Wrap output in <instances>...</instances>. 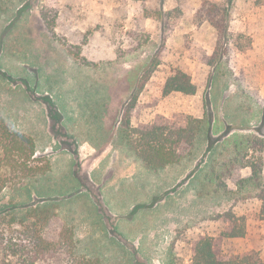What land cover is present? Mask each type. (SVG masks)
Listing matches in <instances>:
<instances>
[{"label": "rangeland", "instance_id": "1", "mask_svg": "<svg viewBox=\"0 0 264 264\" xmlns=\"http://www.w3.org/2000/svg\"><path fill=\"white\" fill-rule=\"evenodd\" d=\"M200 5L0 0V116L51 165L4 189L0 215L15 206L20 218L52 201L46 235L67 226L77 253L99 264H194L199 237H211L220 256L257 251L264 264V0L234 1L236 44L217 68L201 61L215 31L196 17ZM175 69L191 75L194 95H161ZM133 97L131 127L157 116L202 119L193 154L146 168L122 136ZM232 229L245 235L227 237Z\"/></svg>", "mask_w": 264, "mask_h": 264}, {"label": "trees", "instance_id": "2", "mask_svg": "<svg viewBox=\"0 0 264 264\" xmlns=\"http://www.w3.org/2000/svg\"><path fill=\"white\" fill-rule=\"evenodd\" d=\"M235 0H201L196 17L207 22L215 31L212 54L202 53L206 66L221 65L224 54L235 45L228 20ZM225 63V62H224ZM180 92L194 95L196 86L191 75L175 69L161 87V95ZM136 97L124 110L121 127L125 145L132 154L149 169L164 168L191 156L196 139L202 130V119L176 114L172 119L155 117L148 124L130 125V114ZM51 170L49 160L37 153L32 137L12 129L0 116V194L9 186L32 180ZM229 172H231L229 170ZM262 201L260 218L264 222V192L258 195ZM49 202V201H48ZM46 205H29L17 218L9 207L0 215V264H99L97 259L77 253V242L67 226H60L54 239L46 235V229L56 217L52 201ZM244 229L227 233L229 238L243 237ZM194 264H262L257 251H247L229 257L220 256L211 237H199L192 244Z\"/></svg>", "mask_w": 264, "mask_h": 264}, {"label": "crops", "instance_id": "3", "mask_svg": "<svg viewBox=\"0 0 264 264\" xmlns=\"http://www.w3.org/2000/svg\"><path fill=\"white\" fill-rule=\"evenodd\" d=\"M44 19H45V18H44ZM41 20H42V19H41ZM42 22H45V21L43 20ZM97 55H98V56H101L100 54H97ZM149 81H151V77L149 78ZM147 86H148V85H147V83H146V84H144V87H143V88H147ZM161 87H162V86H161ZM161 87H160V88H161ZM144 91H145V90H144ZM151 122H152V121H151Z\"/></svg>", "mask_w": 264, "mask_h": 264}]
</instances>
